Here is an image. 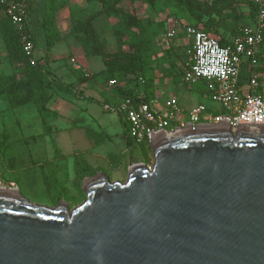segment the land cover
<instances>
[{
	"label": "water",
	"instance_id": "water-1",
	"mask_svg": "<svg viewBox=\"0 0 264 264\" xmlns=\"http://www.w3.org/2000/svg\"><path fill=\"white\" fill-rule=\"evenodd\" d=\"M176 126L69 208L0 189V264H264V123Z\"/></svg>",
	"mask_w": 264,
	"mask_h": 264
},
{
	"label": "trees",
	"instance_id": "trees-1",
	"mask_svg": "<svg viewBox=\"0 0 264 264\" xmlns=\"http://www.w3.org/2000/svg\"><path fill=\"white\" fill-rule=\"evenodd\" d=\"M9 1L0 0V42L6 52L8 63L13 65V70L10 73H0V96L6 98L9 109L31 103L40 114L48 113L49 104L59 91L72 92L74 85L56 78L48 59L50 49L65 37V34L60 33L56 24L57 13L65 7L68 8L69 13V35L80 42L84 56H99L102 64L99 71L89 75L80 68L77 71L74 70L79 84L94 78L107 90L111 89L113 96L119 101L131 98L134 101L149 102L155 96L154 71L149 67L154 46L152 39L153 23L150 19L139 17L132 11L126 10L122 6L124 0H86L87 2L99 4L98 14L104 15L108 20L113 19V23H110V29L118 48H120L115 52L106 51L105 41L100 39V35L91 23L92 17L89 15L88 7H81L76 3H71L70 0H26L25 30L36 47V29L37 27L41 28L46 44V52L37 57L38 61L34 65L30 63L28 56L24 53L19 39V32L6 14V6ZM148 1L151 7L161 5L164 8L172 9L176 15L185 20V23L217 37L219 43L223 46L229 44L231 38L238 33L241 27L233 24L228 25L229 31H220L215 29L217 25L213 21V14H223L224 11L234 13L240 0ZM244 1L248 12V22L246 24H251L254 21L256 7L247 0ZM261 30L264 36V22ZM123 31L129 35L130 48L128 50L121 48ZM161 58L162 62L170 63L167 57ZM184 68L185 65L175 75L178 76L176 81L174 80L183 88H185V85H189V83L182 80ZM113 79L116 83L110 85V87L109 82ZM130 80L134 81L133 85L128 84ZM86 99L99 102L101 105L116 103V101L109 100V98H104L102 101L95 100L92 97H86ZM119 116L124 126L123 135L126 137L128 145L137 144L129 135L127 121L122 115ZM2 144V141H0V146ZM142 144L144 145L143 155L147 156L150 147L148 144ZM95 172L89 170L84 164L81 170L77 172L75 187L81 193H84L80 188L81 180L85 176L93 175Z\"/></svg>",
	"mask_w": 264,
	"mask_h": 264
},
{
	"label": "crops",
	"instance_id": "crops-1",
	"mask_svg": "<svg viewBox=\"0 0 264 264\" xmlns=\"http://www.w3.org/2000/svg\"><path fill=\"white\" fill-rule=\"evenodd\" d=\"M62 10H60L58 14H63L62 20L64 24H66L67 21L70 23L69 13L67 12L68 14L66 17L65 9L63 8ZM66 10H68V8ZM184 37L188 39V48L186 52L189 55L188 61H190L192 57L191 38L183 32H178L177 36L174 38ZM52 48L48 52V59L54 76L62 79V81L66 83H72L74 88L71 93L59 91L51 100L48 113L44 114H40L31 103L9 109L7 100L3 96L4 101L0 103V141L3 143L0 146V175L5 171L13 173L23 168H31L32 174L35 176H42L53 182L66 177V183L75 187L78 176L77 172L81 170L83 164L86 165L89 170L96 172H102L100 169L101 164L105 162L111 164L113 160L117 161L116 169L122 168L125 165L129 167L132 158H137L138 156L131 153V148L133 146L128 145L126 137L123 135L124 126L120 116L117 114L121 125V131L115 130L114 133H108L106 126L101 121V117L89 111V103H95L96 101L87 100L86 97H92L100 101L104 98H109V100H114L116 103L119 102V100L115 99L111 89L107 90L106 87H103L94 78H90L86 82L79 84L77 81V74L70 65V62H75L74 57H69L67 61H58V59L66 58L68 51L66 53L58 51L56 54H53L51 51ZM66 48L68 49L67 46ZM45 52L46 44L44 52L41 55ZM256 56L258 63L254 67L249 69L246 63H243L241 67V77L245 80L249 75V71L252 70L258 77L260 89H264V43L258 48ZM188 61L186 60V62ZM92 63L93 61H88L87 59L84 65H79V68L80 70H84L88 75L102 68L100 60L98 61V66H95L94 69L90 68V66L93 65ZM156 84L154 88L157 87V89H159L160 86L161 88L166 86L164 84L161 85V82H157ZM171 84L175 86L176 93L165 96V98H163L164 100L170 96H176L182 103L183 100L188 98L187 92L191 89L190 86L193 83L189 84V88L180 87L179 84L173 82ZM154 94L155 96L151 98V100L160 99L157 98L158 95L155 90ZM0 98H2V96H0ZM18 108L20 111H16L12 123L19 129L26 128L27 132L22 134L21 137L11 138L4 132L7 127H10L6 123L8 119L5 115L7 111L16 110ZM22 119L26 122L21 125L19 122ZM14 145H18L20 150L18 151L16 146L12 148ZM120 145H122V147ZM54 146H56V148H54ZM20 151L21 154L25 151L29 152L27 154L29 157L28 163L24 164L21 162V164H19V161L16 160V155L19 154ZM117 153L124 156L128 155L127 153L130 154L126 157L120 156L116 158ZM62 168L65 171L61 172ZM81 183L82 180L80 182V188Z\"/></svg>",
	"mask_w": 264,
	"mask_h": 264
},
{
	"label": "built area",
	"instance_id": "built-area-1",
	"mask_svg": "<svg viewBox=\"0 0 264 264\" xmlns=\"http://www.w3.org/2000/svg\"><path fill=\"white\" fill-rule=\"evenodd\" d=\"M247 2L256 7L254 21L241 26L227 45H221L217 37L189 24L164 32L167 38L176 37L178 32L191 38L192 57L186 62L182 80L189 84L203 80L205 92L215 106L197 103L184 107L176 96L165 99L161 109L156 107V100L140 102L131 98L103 105L105 111L122 115L128 123L130 137L137 144L150 145L151 135L161 130L173 131L176 126L184 128L186 123H191L192 128L200 123L217 124L220 119L225 118L232 131L243 122L264 123V89H260L258 77L252 70L245 80L241 77L243 63L249 69L258 63L256 54L264 43L261 30L264 0ZM25 13L26 0H10L7 3L6 14L19 32L24 53L34 65L38 60L34 54V43L25 30ZM115 83L113 79L109 85ZM0 189L18 190L13 182H6L1 178Z\"/></svg>",
	"mask_w": 264,
	"mask_h": 264
},
{
	"label": "rangeland",
	"instance_id": "rangeland-1",
	"mask_svg": "<svg viewBox=\"0 0 264 264\" xmlns=\"http://www.w3.org/2000/svg\"><path fill=\"white\" fill-rule=\"evenodd\" d=\"M70 1L71 3H76L81 7H88L89 15L92 17L91 23L95 27L97 33L100 35V39H103L105 41L106 51L115 52L120 49L118 48L112 30L110 29V23H113V19L108 20V18H106L104 15L98 14L99 4L95 2H87L86 0ZM122 6L126 10L132 11L139 17L150 19L153 23L152 39L154 46L152 50V61L149 67L154 71V84L157 85V82H161V85H166L162 88L160 86L159 89H157V87L154 88L158 95L157 98H160L156 99L155 105L157 108L161 109L163 106V98H165V96H168L169 94L176 93L175 86L171 83H177L175 81L178 76L175 75L178 74L179 71H181L180 69H182L184 65H186V60L188 61L189 58V55L186 52L188 48V39L186 37L177 39L167 38L164 36V32L171 29L173 26L180 27L187 23H185V20L182 17L176 15V13L168 7L164 8L161 5L151 7L148 0H124ZM64 9L65 16L67 17V7H65ZM62 15V13H57L56 24L57 27H59L58 29H60L59 31H61L62 35L65 34V37L62 39V42L57 43L52 48V53L56 54L58 51L66 53L68 51L67 57L64 59H58V61H67L69 57H74L75 62H70V65L74 68L75 71L79 69V65H84L87 59L88 61H93V65H91L90 68L94 69L95 66H98L100 57L84 56L82 45L73 36L69 35L68 32L70 23L67 21V23L65 22L66 24H64ZM213 21L215 25H217L215 29H219L220 31L223 30L225 32L229 31L230 29L228 28V25L236 24L240 27L246 24L248 22V12L245 1L240 0V2L236 5L234 13H228L227 11H224L223 14H213ZM36 32V47L34 54L35 56H40L44 52L45 41L42 29L37 27ZM129 44V35L127 32L123 31L121 48L123 50H128L130 48ZM66 46L68 47V49L66 48ZM161 57H167L170 63L166 64L162 62L160 60ZM0 69V73H10L13 70V65L8 63L6 59V52L1 42ZM133 83V80H130L128 82L129 85H133ZM109 86L107 87L110 88L111 86ZM190 87L191 89L187 92L188 98L182 101L185 107H189L197 102H201L208 107L216 105L211 101L209 95L205 92L203 80H199L196 83H193ZM185 88H189V85H185ZM0 99H2L0 100V103H2L4 101L3 96ZM18 109L9 110L5 115V117H7L8 119L6 123L10 127H7L6 131L4 132L11 138L21 137L22 134H25L27 132L26 128L19 129L12 123L14 114L16 113V111H20V109ZM89 111L93 112L94 114H98L101 117V121L106 126V130L108 133H114L115 130L121 131V125L116 113L104 111L102 105L96 102L89 103ZM25 122L26 121L22 119L19 123L22 125L25 124ZM15 146L16 145L12 146V148ZM120 146L122 147V145ZM143 147L144 145L142 143L133 145V147L131 148V153L138 157H133L130 163H144L147 166H150L152 164L153 157L151 151L148 152L147 156H144ZM54 148H56V146H54ZM16 149L19 151L20 147L17 145ZM28 153V151H25L23 154H21L20 151L19 154L16 155V160L19 161V164H21V162H23L24 164L28 163ZM127 154L129 155L130 153ZM128 155L124 156L120 155V153H117L116 158H119L120 156L126 157ZM111 162V164L105 162L100 165V169L102 170V172L105 173L110 180L124 181L127 177L128 167L125 165L122 168L116 169L117 161L113 160ZM63 171L65 170L62 168L61 172ZM0 178L6 182H13L19 193L30 202L35 204L50 207L55 206L60 201H65L68 204V207L72 208L82 202L85 198L84 193H81L77 187L66 183V177L60 178V180L58 179L53 182L45 177L33 175L31 168H23L13 173L5 171L1 173Z\"/></svg>",
	"mask_w": 264,
	"mask_h": 264
}]
</instances>
